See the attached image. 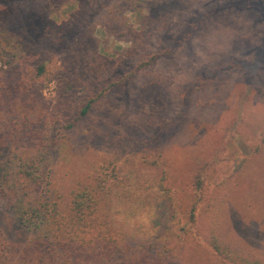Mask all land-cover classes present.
Listing matches in <instances>:
<instances>
[{
	"label": "trees",
	"instance_id": "trees-1",
	"mask_svg": "<svg viewBox=\"0 0 264 264\" xmlns=\"http://www.w3.org/2000/svg\"><path fill=\"white\" fill-rule=\"evenodd\" d=\"M131 1L80 0L69 19L56 23L36 17L42 0H0V264H263L223 241L217 208L221 186L213 185L212 177L217 156L197 161L183 181L176 167H158L155 185L170 201L176 226L157 239L137 238L115 223L110 202L121 181L116 167L101 164L96 175L67 192L65 205L58 201L44 167L51 148L84 134L102 105L121 108L113 122L130 118L131 86L139 73L190 42L235 0H201L194 3L199 11L158 17L152 29L141 18L136 30L125 17L119 34H130L133 44L111 72L101 75L95 31L105 25L117 32L122 13L137 15ZM11 33L21 38L20 53L4 43ZM52 81L53 102L43 97ZM153 139L161 142L163 131ZM5 219L21 228L5 225Z\"/></svg>",
	"mask_w": 264,
	"mask_h": 264
},
{
	"label": "rangeland",
	"instance_id": "rangeland-1",
	"mask_svg": "<svg viewBox=\"0 0 264 264\" xmlns=\"http://www.w3.org/2000/svg\"><path fill=\"white\" fill-rule=\"evenodd\" d=\"M42 1L36 16L41 22L60 23L80 7V0ZM200 1L132 0L137 15L122 13L117 32L105 25L95 31L102 62L97 72H111L132 46L130 34H119L125 31V17L136 30L141 18L152 29L158 17L199 11L194 3ZM242 3L247 8L237 9ZM232 5L200 27L190 42L176 46L170 57L139 73L131 86L130 118L113 122L121 108L102 105L92 129L51 148L44 167L61 205L76 182L96 175L101 164L116 167L121 181L110 202L115 223L137 238L157 239L176 226L170 201L155 185L158 167H176L183 181L197 161L217 156L212 177L213 185L221 186L217 208L223 241L264 264V0ZM20 41L13 33L4 39L14 53H20ZM43 97L57 99L54 81ZM160 131L163 140L157 143L153 137ZM127 135L130 145L124 148ZM3 223L13 225L8 219ZM16 225L15 230L21 228Z\"/></svg>",
	"mask_w": 264,
	"mask_h": 264
}]
</instances>
